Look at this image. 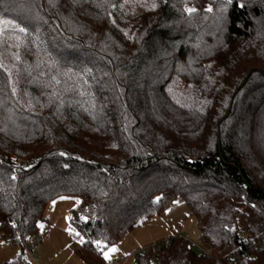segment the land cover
<instances>
[{
  "label": "trees",
  "instance_id": "16d2710c",
  "mask_svg": "<svg viewBox=\"0 0 264 264\" xmlns=\"http://www.w3.org/2000/svg\"><path fill=\"white\" fill-rule=\"evenodd\" d=\"M0 21L3 240L71 196L73 251L104 264L179 197L208 253L177 233L133 264H264V0H0Z\"/></svg>",
  "mask_w": 264,
  "mask_h": 264
},
{
  "label": "rangeland",
  "instance_id": "374dc122",
  "mask_svg": "<svg viewBox=\"0 0 264 264\" xmlns=\"http://www.w3.org/2000/svg\"><path fill=\"white\" fill-rule=\"evenodd\" d=\"M75 203L76 198L71 196H61L49 202L44 210L45 219L39 221L37 230L27 236V238L36 239H34L35 245L32 246L35 249L39 245V237L43 240L44 237L47 238L49 234L51 235L52 239L47 248L61 247L59 251L48 253L51 262L63 260L66 252H69L70 245L77 242L74 240L76 231L68 221L69 208L73 207ZM45 231H48V235H45ZM177 233L199 244L195 217L188 214L186 204L179 197L170 201L160 213L151 216L104 249L102 258L109 263L118 259L120 261L117 264H130L136 250L164 242ZM113 248L116 251H111ZM105 254L108 255L107 259Z\"/></svg>",
  "mask_w": 264,
  "mask_h": 264
},
{
  "label": "crops",
  "instance_id": "0c3cea01",
  "mask_svg": "<svg viewBox=\"0 0 264 264\" xmlns=\"http://www.w3.org/2000/svg\"><path fill=\"white\" fill-rule=\"evenodd\" d=\"M199 234V233H198ZM45 235H48V231H45ZM35 238H26L23 249L21 250L17 245H13L0 237V264H7L8 262L16 259L21 254V259L18 264H82L80 258L73 251V247L76 243H72L68 248L69 252H66L64 259L57 262H51L48 253L52 251H59L61 247L47 248L49 241L52 239L51 235L47 238L39 237V245L33 249L35 245ZM36 240V239H35ZM33 244V245H31ZM53 254V253H52ZM120 261V260H119ZM134 257L130 264H133Z\"/></svg>",
  "mask_w": 264,
  "mask_h": 264
},
{
  "label": "built area",
  "instance_id": "2783aa9c",
  "mask_svg": "<svg viewBox=\"0 0 264 264\" xmlns=\"http://www.w3.org/2000/svg\"><path fill=\"white\" fill-rule=\"evenodd\" d=\"M243 187H245L244 184H243ZM240 197H241V199H244V195H241ZM180 236H183V237L186 238V236H184V235L180 234ZM167 241H168V239L165 242H167ZM189 244H190V247L194 248L196 251H198L201 254H207L208 253V249L205 246H203L202 244H200V243L197 244V243L189 240ZM155 246H156V244H152V248H155ZM142 252H144V248H142L140 250H136L133 253V255H138V254H140ZM153 257H154V255L152 256V258ZM118 262H119L118 259H115L113 263H109L108 261L104 260V264H117Z\"/></svg>",
  "mask_w": 264,
  "mask_h": 264
},
{
  "label": "snow or ice",
  "instance_id": "6c2138e0",
  "mask_svg": "<svg viewBox=\"0 0 264 264\" xmlns=\"http://www.w3.org/2000/svg\"><path fill=\"white\" fill-rule=\"evenodd\" d=\"M209 10H210V9H209ZM187 11H188V12H193V11H195V9L189 8V9H187ZM0 23L7 24L8 22H7V21H0ZM19 30H20L21 32L25 31V29H23V28H20ZM62 155H63V153H62ZM54 203H55V202H54ZM85 219H86V218H85ZM111 251H116V249L113 248V249H111ZM105 258H106V259L108 258V255H107V254H105Z\"/></svg>",
  "mask_w": 264,
  "mask_h": 264
}]
</instances>
